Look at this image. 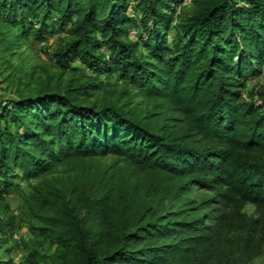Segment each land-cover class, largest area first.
<instances>
[{
	"label": "trees",
	"instance_id": "1",
	"mask_svg": "<svg viewBox=\"0 0 264 264\" xmlns=\"http://www.w3.org/2000/svg\"><path fill=\"white\" fill-rule=\"evenodd\" d=\"M133 5L0 0V19L36 41L60 33V66L75 75L78 59L83 70L0 102V196L17 178L60 164L86 168L116 154L153 172L145 196L157 203L192 186L212 195L188 202L185 212H135L137 189L103 179L81 209L70 198L57 207L61 264H250L264 252V91L257 100L249 91L247 100L243 89L264 72V0ZM103 76L125 81L165 122L137 120L117 101L89 103L91 92L105 87L97 82ZM60 193L51 181L39 182L30 198L39 210Z\"/></svg>",
	"mask_w": 264,
	"mask_h": 264
},
{
	"label": "rangeland",
	"instance_id": "2",
	"mask_svg": "<svg viewBox=\"0 0 264 264\" xmlns=\"http://www.w3.org/2000/svg\"><path fill=\"white\" fill-rule=\"evenodd\" d=\"M131 1L134 7L137 0ZM184 3L188 2L184 0ZM182 9H189L188 4H183ZM133 12L137 13L135 9ZM137 31V29L132 30L131 35L134 38L137 37ZM61 37V34L57 33L50 39L36 41L33 36H22L19 29L12 28L0 19L1 103L9 102L20 95L36 94L50 78L54 83L59 79L66 81L73 76L83 74L80 60L76 59L71 64L79 68L75 75L69 70H64L57 61L55 53ZM84 73L92 74L88 70ZM90 80L92 78L83 79V81ZM99 80L105 82V87L91 92L89 103L103 104L107 101H117L125 105L137 120H144L153 126L165 122L161 109L150 105L118 76L111 78L103 76L97 82ZM249 91L254 93L264 91V72L260 77L252 79L243 89L247 100L251 99L248 95ZM254 99H258L257 93ZM172 117L177 116L172 114ZM166 121L170 125L175 123L174 120ZM87 165L86 168L75 170L60 164L37 178H28L25 181L19 178L14 180V187L0 196V264H61L64 252L59 242L61 229L54 226L57 207L65 199L70 198L71 204L81 209L83 197L96 193L103 179L118 185L126 184L130 189H137L135 212L146 209L156 210L159 214L185 212L188 202L194 201L199 204L212 195L207 190L192 186L182 197L157 203L145 196L153 172L140 171L134 164L116 154L97 157ZM46 181H51L61 191V197L55 204L37 210L30 193L34 185ZM245 210L249 214H255L253 205L246 206ZM86 227L92 228L89 224ZM250 264H264V252Z\"/></svg>",
	"mask_w": 264,
	"mask_h": 264
},
{
	"label": "built area",
	"instance_id": "3",
	"mask_svg": "<svg viewBox=\"0 0 264 264\" xmlns=\"http://www.w3.org/2000/svg\"><path fill=\"white\" fill-rule=\"evenodd\" d=\"M189 0H185V2H188ZM89 71V70H88Z\"/></svg>",
	"mask_w": 264,
	"mask_h": 264
}]
</instances>
